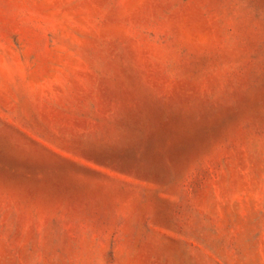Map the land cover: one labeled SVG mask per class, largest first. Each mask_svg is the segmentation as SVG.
Here are the masks:
<instances>
[{
	"label": "rangeland",
	"instance_id": "obj_1",
	"mask_svg": "<svg viewBox=\"0 0 264 264\" xmlns=\"http://www.w3.org/2000/svg\"><path fill=\"white\" fill-rule=\"evenodd\" d=\"M0 264H264V0H0Z\"/></svg>",
	"mask_w": 264,
	"mask_h": 264
}]
</instances>
